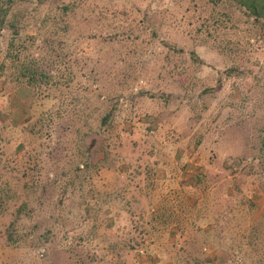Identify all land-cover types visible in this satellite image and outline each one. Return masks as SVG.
<instances>
[{"label":"rangeland","instance_id":"374dc122","mask_svg":"<svg viewBox=\"0 0 264 264\" xmlns=\"http://www.w3.org/2000/svg\"><path fill=\"white\" fill-rule=\"evenodd\" d=\"M248 3L0 0V264H264Z\"/></svg>","mask_w":264,"mask_h":264},{"label":"trees","instance_id":"16d2710c","mask_svg":"<svg viewBox=\"0 0 264 264\" xmlns=\"http://www.w3.org/2000/svg\"><path fill=\"white\" fill-rule=\"evenodd\" d=\"M260 1V2H259ZM248 8H249V12L251 15H253L254 19L255 20H264V6H263V0H249V3L247 4ZM31 79V77H30ZM29 79V80H30ZM116 108L115 106L114 107H111L107 110V112L101 117L100 119V125L99 127L100 128H104L108 125V123L111 122L113 116H114V112H115ZM20 143V142H19ZM17 143V144H19ZM22 155V154H21ZM86 168L88 167H96V164H91L90 162V157L88 156L87 157V160H86ZM52 183L51 184H54V187H57V189H59V192L57 194V197L58 196H64L65 194H67V188L69 187H74V188H78L81 192H82V189H81V185H82V182H79L78 186L76 187L77 183H76V180L74 178L71 179L70 183H68L67 186H62L59 184V179L57 178V176L51 181ZM47 187L48 186H51L50 184H45ZM39 186V180L36 181V183L33 184V186H31L30 188H33L35 187V189H39L38 188ZM45 193V188L43 189L42 193L41 194H44ZM88 204V203H87ZM110 207L112 205H109ZM26 207V204H23L21 207H20V210H19V217L21 216V213L23 212V208ZM109 211H111V208L108 209ZM70 215L72 214V212L69 213ZM80 214H82L80 212ZM87 215H83V218H86L85 220L87 221ZM90 218V217H88ZM84 221V220H83ZM17 222H18V218H16L8 227L9 230H11L10 233H8L7 235V239L12 243L14 240H18L17 238V235H15L17 233V229H16V225H17ZM132 249V247H130ZM95 263L94 264H100L103 259H97V258H94L93 260Z\"/></svg>","mask_w":264,"mask_h":264}]
</instances>
